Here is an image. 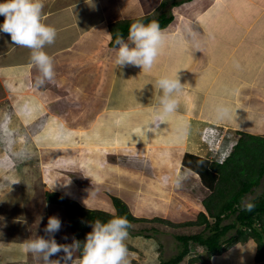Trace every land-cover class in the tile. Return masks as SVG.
I'll list each match as a JSON object with an SVG mask.
<instances>
[{
  "label": "rangeland",
  "instance_id": "obj_1",
  "mask_svg": "<svg viewBox=\"0 0 264 264\" xmlns=\"http://www.w3.org/2000/svg\"><path fill=\"white\" fill-rule=\"evenodd\" d=\"M218 1L223 2V0ZM3 2L4 0H0V3ZM84 2L85 0H43V5L51 4L50 7H52L60 3L62 10H64L63 8L77 10L75 8ZM97 2V5L103 6L101 7L103 10L105 8L108 10L109 7L113 8L111 0H98ZM106 16L108 17V14ZM201 20L200 22H202ZM3 21L4 17L0 16V24ZM170 27H173V23ZM79 30L80 33H78ZM79 30L74 34L77 36L78 42L85 35L83 29L79 28ZM91 30L93 31V29ZM200 31L202 35L204 33L207 35H204V40L199 38L200 42L198 43L207 45L206 36H209V41L219 39L216 34H211V30L200 29ZM164 32L167 34V30ZM98 35L102 36L99 41L100 46H106L107 52L98 47L96 54L99 56L90 59V63L87 61L85 65L82 63L83 57L79 58L81 54L78 53L77 58L74 57L76 63L69 67L70 75L62 83L60 90L54 84L56 76L53 81H45L43 85L36 86L37 80L42 77V74L34 64L29 65L36 72L34 75L36 81L30 79V88L13 92L7 90L4 81L5 75L1 74V68L5 62V54L9 53L12 47L7 45L2 50L0 49V264H43L41 259L25 248V244L35 239L37 235L47 238L43 229L50 216H55L61 221V229L55 233L57 243L71 245L73 240H76L70 227L66 208L46 201V192L49 190L59 191L79 201L87 208L105 209L110 212L116 211L112 195H118L130 204L136 215H144V220L134 223L125 240L130 264L157 263L158 253L164 254L161 260L176 256L183 247L176 235L205 229L204 226L198 229L192 226H172L169 222L150 221V219L160 216V218L175 223L195 219L200 211L205 210L202 201L210 192L198 173L182 165V154L190 150L192 153H199L207 157L211 155L205 148L203 151L199 150L200 143L206 144L201 139L205 127L224 126L229 131L233 130L239 134L240 131H244L240 127L246 122H251L257 127L255 122L262 121L259 119L260 115L257 116L252 109H244V104L238 101L235 93L231 92L232 96L226 90V88L234 90L235 82L240 75L231 70L235 69L236 65V69L239 70V64L234 60L230 65L227 61L231 67L227 74L228 66L224 62L222 64L218 50H207L206 55H212V61H216L217 69L224 77L222 82L211 84L210 81H205L203 75V81H198L197 74L191 76L194 73V68L189 69L191 67L189 66L185 68L182 75L181 73L179 75L184 78L180 82L183 85L180 90L182 92L174 93V98L178 101L176 112L188 116L189 148L178 150L177 154L173 156L174 158L166 162L153 158L161 151L153 143L156 139L154 134H150L149 137L141 136V139L145 138L142 142L147 143L144 146H126L124 143L128 139L134 138V135L126 134L123 130H119L121 132L119 133L109 123L113 118L119 120V124L123 120L130 122L137 113V121L133 122L142 123L145 118L143 117L144 112H141L139 118V111L153 107L152 105H159V100L156 102L152 94L160 91L159 89L151 91L149 85L146 84L145 77L148 72H152L151 74L154 75L148 76V78L156 76L155 81L152 82V85H156L157 79L161 77L158 74L159 70L164 72L169 70L168 62L164 61L163 65L162 60L158 57L151 70L143 71L141 68L133 66L123 69L115 67L116 54L110 46L111 41L108 42V34L100 31ZM91 36L92 42L99 40L97 35ZM185 36L183 34L181 39L175 40L176 44L183 43ZM68 39L70 38L68 37ZM165 43L167 44V41ZM187 43L194 53L197 43L190 40ZM57 44L55 41L52 46ZM90 44L91 42H89ZM192 62L195 63L194 60ZM195 65L197 66V61ZM167 66L168 68H166ZM206 66L207 64L203 66V69L208 70L210 67ZM11 73L13 74V71ZM242 74L245 79L247 73L242 72ZM194 84H197L201 89L207 88V91L203 90V94L199 96L184 89L187 85ZM47 86H50L48 92L46 91L48 96L44 93L45 98H43L40 95V89L47 90ZM133 88H135L134 91H130ZM240 88L253 91L257 89L252 82L247 80H242ZM135 91L139 96H142L143 100L140 103L134 95ZM49 92L55 94L50 96ZM187 92L189 95L186 94ZM204 93L206 94L204 95ZM260 101L255 100L253 104H260ZM189 103L190 106H188ZM221 104L230 109L229 116L224 119H218L211 113L217 105ZM263 106L261 105V107ZM132 107L137 109L131 110V115H128V110ZM255 107L259 108L260 106ZM43 110H46L47 115H43ZM110 113L114 116H110ZM107 115L109 116L107 117ZM149 115L147 114V116ZM55 116L68 125L80 126V129L77 130V137L72 136L70 140L68 136L64 139L63 133L59 132H64L63 129L55 130V133L48 137V142L49 140L54 141L59 149H45V143L38 142L42 140L38 137L49 134L48 126L54 122ZM168 117L172 119L168 118L170 123L175 122L176 124L172 127L169 126L171 127L170 135L173 134L175 140L178 137L175 132L176 129H181V122L176 113L169 114ZM102 118H108L109 123L100 128ZM262 118L264 115L261 116ZM146 121L150 120L146 119ZM114 122L116 123V121ZM46 125L48 128H44ZM108 125L109 128H107ZM258 128L264 130V125L259 124ZM39 132L41 134H38ZM116 146L121 150L117 152ZM44 149L47 154H50V157L42 158ZM11 163L10 169H6ZM184 168L188 169L189 176L182 180L180 174L178 173L176 176V173L178 170H185ZM173 180L178 181L177 185H180V181L189 180L188 187L181 184V189L174 188L171 182ZM262 195H264V177L260 185L246 195L245 201L252 203ZM235 217V215L227 217L224 219V223L233 222ZM208 232L205 230L206 234ZM232 233H235V229H232L228 234ZM161 245H163L162 250H160ZM71 254L75 260L79 257L80 252L74 250ZM195 255H197V251L193 250L184 259L185 262ZM235 255L234 252L231 254L232 261ZM60 256H63V253L53 256L52 259H58ZM247 257L249 259L254 257L256 261L252 249ZM235 262L238 263L237 258ZM252 262L251 264H253ZM212 264H229L227 254L215 258ZM254 264H264V262L257 261Z\"/></svg>",
  "mask_w": 264,
  "mask_h": 264
},
{
  "label": "crops",
  "instance_id": "obj_2",
  "mask_svg": "<svg viewBox=\"0 0 264 264\" xmlns=\"http://www.w3.org/2000/svg\"><path fill=\"white\" fill-rule=\"evenodd\" d=\"M97 1L98 0H85L84 4H79L78 7L75 8L77 10H66V8H63L64 10H62L60 3L52 7H50L51 4L44 5L43 7V22L54 27L57 32L55 41H57L58 44L56 46L47 45L44 48V51L53 60L54 72L56 76L54 84L57 89L60 90L62 88V83L68 78V75H70L69 67L73 65V63H76L75 58H77L78 53L81 54L79 58L83 57L82 63L85 65L87 64V61L90 63V59L97 57L98 54L96 53H98V51H96V49H98V47L107 52L106 46H100L99 43L102 36L99 37L98 41L92 42L91 40L93 39L91 35H98L100 31H104V34H108L109 36V42L111 35L107 29L108 23L119 19H129L144 15H151L154 18H157L163 14L166 16H172V21L175 19L173 24L176 26L179 25V30L175 28L171 31V34L166 36L167 44L165 43V46L163 45L164 47H162L161 50V52L164 50H166V52L164 54L161 53L159 57L162 60L163 65L164 61L168 62L167 65L169 66V70L167 69L165 72L163 70H159L158 74L161 76L167 75L173 78L177 74L180 82H182L184 78L179 76L180 73L182 75L185 68L191 66L189 69L194 68V73H192L191 76L197 74L199 78L198 81H203V75L205 81H210L211 84L222 82L224 77L217 69L216 61H212V55H206L207 50H218L222 64L224 62L228 66L226 73L231 70L230 65L234 60L239 64V70L236 69L237 65L235 69L231 70H234V72L240 75L235 82L234 90L231 88H226V90L232 96L233 94L231 92L235 93V97L237 96L238 101L244 104V109H252L257 116L260 115L259 119L262 120L260 123L257 121L255 122L257 127L251 122H246L241 125L240 129L248 130L249 132H253L258 135H264V130H260L258 128L259 124L264 125V118L261 119V116L264 115V106L261 107V105H264V92L262 93V90L264 91V0H223V2L218 0H111L113 8L109 7L108 10L106 8L103 10L101 8L103 6L97 5ZM110 13L112 14L110 15ZM107 14L108 17L106 16ZM200 19H202V22H200ZM104 20H108V23L101 25V22ZM79 28L85 31V35L81 37L78 42L77 36L74 34L79 30ZM91 29H93L94 32ZM200 29L211 30V34H216L219 39L217 41H209V36H206L208 39V42L206 43L207 45L198 43L200 42V39L204 40V35H207L206 33L202 35ZM175 31H177V33H173ZM78 33H80V30ZM182 33L186 35L185 40L183 39V43L181 44H176L177 41L175 40L181 39V35L183 36ZM68 37L70 39H68ZM188 40L197 43V48L194 53L188 46ZM89 42H91L90 45ZM7 45L12 48L9 53L5 54V62L3 64V68H1V74L5 75L4 81L6 83L3 81L5 83V88L12 92L20 91L21 89L27 87L30 88V79H36H34L36 72H34V69L29 66L33 64L30 63V50L25 47L12 44L10 36L0 32V49L2 50L4 47H7ZM191 59L194 60L195 63L197 61V66ZM206 64V67H210L208 70H205V68L203 69V66ZM168 66L166 68H168ZM159 67L160 66L158 65V68ZM189 69H187V71H189ZM11 71H13L14 75ZM242 72L247 73L245 79H243L244 77ZM151 73L152 72H148L146 75L147 77L145 78L147 80L146 84L149 85L150 90L152 91V89L159 88L156 85H152L156 76L148 78V76L154 75ZM242 80L252 82L257 89L254 91L252 89H241L240 85L242 84ZM50 86H47V90H43L40 87V95L43 98H45V94L47 95ZM134 89L135 88L130 91H134ZM184 89H188L191 94L195 93L199 96L203 94V90L207 91V88L201 89L197 84L187 85ZM218 92L221 96L220 90ZM51 94L55 93H50L49 95L51 96ZM186 94L189 95L188 92ZM205 94L206 93H204V95ZM134 95L139 99L138 103L143 100L142 96H139L136 91ZM161 95V91H157L152 94L156 102L159 100ZM173 96H175V94ZM255 100H261V103L255 105L253 104ZM257 105L260 107H255ZM152 106L153 107L139 111V118L141 117V112H144L143 117L145 118L142 123L133 122L134 120L137 121V113L135 116L133 115L134 117L130 122L123 120L120 124L119 120H115L116 118H113L110 123L108 118H102L100 128H103L105 124L109 123L112 124L119 133L123 130L126 134L134 135V138H130L124 143L126 146L133 145L132 147L135 145H146L147 143L142 142L145 138L141 139V136L149 137L150 134H154L156 139L153 143L161 151H159V154L153 158L169 162L174 158L173 156L177 154L176 152L178 150L182 148L187 150L189 148L190 127L188 116L175 112L181 122V129H176L175 133L178 137L174 140L172 136L173 134L170 135V133L171 127L175 124V122L170 123L168 121L169 115H163L159 110V105ZM188 106H190V103ZM136 109L137 108L135 107L129 109L128 115H131V110ZM211 113L215 115V109L211 111ZM147 114H150L149 117ZM108 116L109 115H107V117ZM110 116L114 115H111L110 113ZM56 118L57 119H55L48 127L62 128L63 124L68 125L63 120L61 122L59 117ZM146 119L150 120L149 123ZM169 120L172 119L169 118ZM114 121H116V123ZM145 122L147 123L144 124ZM48 127L46 125V128ZM68 127L70 128V131L71 129L73 130V134L80 129V126L78 125H68ZM107 128H109V125ZM136 129H138L137 132ZM119 147L116 146L117 152L118 150H121V147ZM186 152L191 151L188 150ZM185 153L182 154V159ZM181 172L184 175L183 171L178 170L176 176L178 173L181 174ZM251 249L253 250L256 259L258 245L254 238L247 242L233 246L222 254L214 256L211 258V264L215 258L226 256V254L228 256L229 264H251L252 261L254 264L257 262L254 260V257L253 259H249L247 257L249 252H251ZM233 252L236 253V255L232 261L231 254ZM236 258L238 263L235 262Z\"/></svg>",
  "mask_w": 264,
  "mask_h": 264
},
{
  "label": "clouds",
  "instance_id": "obj_3",
  "mask_svg": "<svg viewBox=\"0 0 264 264\" xmlns=\"http://www.w3.org/2000/svg\"><path fill=\"white\" fill-rule=\"evenodd\" d=\"M43 7V0H4L3 3H0V16L4 17L3 23L0 24V32L8 34V36H10L12 44L20 47H25L30 50L31 62L37 67V69L42 74V77L38 78L37 80L38 86L43 85L45 81H53L55 76L53 60L44 51V48L45 46L52 45L55 42L57 32L54 27L47 25L43 22ZM113 22L108 23V20H104L101 22V25H105V23H108L107 29L109 30V34L111 35V42L114 36L110 31L109 25ZM97 38L99 39V35H97ZM166 39L167 37L164 30L161 29L160 25L156 21H152L148 24H145L137 20L131 23L129 26L128 36L126 38H124L122 35H117L114 41V45L112 46L110 43V46L113 48V51L116 54L115 67H120L121 69H123L124 67L133 66L141 68L142 71L151 70L154 64L156 63L159 55L161 53L164 54L165 50L163 52H161V50ZM156 86L162 92V95L159 98V110L162 112L163 115L175 113L178 108V101L174 98L173 94L179 93L183 86L181 85L177 74L174 78L169 77L167 75L161 76L157 79ZM229 114L230 109L226 105L221 104L216 106L215 115L218 119L227 118ZM43 115H47L46 110H43ZM146 123L147 122H145L144 124ZM44 128H46V126ZM209 128H218L222 131L221 133H219L218 137L222 138V147L225 151H227V155L225 156L224 161L220 162L224 163L234 152L235 147L239 142L242 131H240L239 134H236L233 130L229 131L227 127L217 125H210ZM57 129L64 130V132L58 130L59 132L63 133L62 136L64 139L66 136H68L70 140L72 139V136L77 137L78 135V131L73 134V130L71 129L70 131L68 125L63 124L62 128L58 127L55 129V127H49V134L40 135L38 138H41L42 140L37 141L44 142L45 149L58 150L59 148L56 147L54 141L49 140L48 142V137L54 134L55 130ZM204 129L202 133H204ZM223 132H225V134H223ZM38 134H41V132H39ZM201 139H203V136H201ZM199 145L201 146L199 150L203 151L204 148L207 149L209 143H200ZM45 149L42 158L45 156L50 157V154H47L45 152ZM187 153L192 152H186L185 155ZM192 154L203 156L199 153ZM203 157L207 158L206 156ZM183 159L182 165H184ZM207 159L210 160L209 158ZM11 166L12 163L6 169H10ZM187 168H184L185 170H183L184 175L183 173L179 175L182 177V180L186 179L189 176ZM191 171L198 173L193 169H191ZM164 179L166 180L167 178ZM171 182L173 183L174 188L181 189V184L184 187H188L187 185L189 180L185 182L180 181V185H177V180H173ZM248 194H250V192L246 195ZM121 198L125 200L123 197ZM125 202L129 205L132 213L136 217L144 219V215H136L130 204L126 200ZM241 203L243 211L251 212L255 207V204L245 200H242ZM115 210L116 211L112 213H116L117 209L115 208ZM202 211L206 212V208ZM135 222L137 223L138 221H134L133 224H131V222L123 216H114L107 222H102L97 219L95 221L90 222L92 230L86 234L83 242L74 239L71 245H67L57 243L55 239V233L60 231L61 221L55 216H50L47 220V225L43 229L47 238H45L44 236L37 235L35 239L30 240L25 244V248L35 254L39 259H41L43 264H130V261L128 260V249L126 247L125 240L127 239L129 231L133 228ZM258 224H260V222L256 221L254 225ZM192 227L198 229L202 226ZM236 231L237 229H235V233ZM72 233L73 236L76 238V235L74 234L73 230ZM227 235L231 236L229 234ZM240 243L243 242H239L235 244V246ZM193 244L194 243L191 241V247L193 246ZM182 249L178 254L183 251ZM74 250H78L80 252L79 257L75 260L73 259L71 254ZM192 251L193 249H190L189 252L185 254V256L180 260L178 264H211V258L216 256H205L203 253L199 257V253L197 252V255L191 256L189 260H186L187 262H185L184 259L188 257L190 255V252ZM59 253H63V256H60L58 259H52L53 256H57ZM163 255V253H158L157 263L153 262V264H160L161 257H164ZM194 258L197 259L193 260Z\"/></svg>",
  "mask_w": 264,
  "mask_h": 264
},
{
  "label": "trees",
  "instance_id": "obj_4",
  "mask_svg": "<svg viewBox=\"0 0 264 264\" xmlns=\"http://www.w3.org/2000/svg\"><path fill=\"white\" fill-rule=\"evenodd\" d=\"M148 24L158 22L160 27L172 21V16L163 15L154 18L151 15L139 16L131 19H120L109 25L113 40L117 35L124 38L128 36L129 26L135 21ZM183 164L201 176L203 184L210 190L209 195L202 201L205 211H200L195 219H188L181 223L153 217L150 221L162 220L172 226H203L205 229L197 232L178 233L177 239L183 246V251L175 257L161 260L160 264H178L190 249L196 250L200 255L213 256L224 253L239 242H247L254 238L258 244L256 261H264V195L254 200V209L251 212L242 210V200L247 193L254 191L264 177V136L242 131L238 144L232 155L224 162L210 161L207 158L187 153ZM46 200L66 208L70 226L76 235V240L83 242L87 233L92 229L90 222L99 219L107 222L114 216L126 217L131 224L134 221L144 220L136 217L129 205L121 197L112 195L116 213L106 210L87 208L79 201L66 196L59 191H47ZM235 215V220L224 224V219ZM213 220V221H211ZM256 221L260 224L254 225ZM232 229L236 233L227 234ZM205 230L209 233L206 235ZM193 242L191 247L190 242ZM163 245L160 246V250ZM203 251V252H202ZM163 257H161L162 259ZM194 258L193 260H196Z\"/></svg>",
  "mask_w": 264,
  "mask_h": 264
},
{
  "label": "built area",
  "instance_id": "obj_5",
  "mask_svg": "<svg viewBox=\"0 0 264 264\" xmlns=\"http://www.w3.org/2000/svg\"><path fill=\"white\" fill-rule=\"evenodd\" d=\"M221 132L222 131L218 128L206 127L204 129V133H206L207 135L203 137V140L209 143L207 151H210L211 153L209 157H206L209 158L211 161L217 160L219 162H223L225 156L227 155V151H225L222 147V138L218 137L219 133ZM223 134H225V132H223Z\"/></svg>",
  "mask_w": 264,
  "mask_h": 264
},
{
  "label": "bare ground",
  "instance_id": "obj_6",
  "mask_svg": "<svg viewBox=\"0 0 264 264\" xmlns=\"http://www.w3.org/2000/svg\"><path fill=\"white\" fill-rule=\"evenodd\" d=\"M135 18V17H133ZM182 20V18H181ZM178 22H181V21H178ZM173 22H169L166 26L164 27H161L162 30H167V34L166 36H168L169 34H171L172 30H174L175 28H177L179 30V25L176 26L175 24H173V27L171 28L170 25L172 24ZM181 29V28H180ZM173 33H177V31L173 32ZM181 44V43H180ZM165 46V45H164ZM62 91V90H61ZM207 134L206 133H202L201 136L205 137ZM191 170V169H190Z\"/></svg>",
  "mask_w": 264,
  "mask_h": 264
}]
</instances>
